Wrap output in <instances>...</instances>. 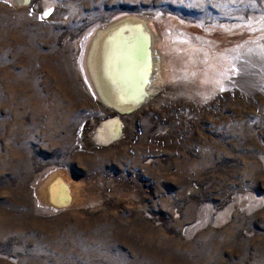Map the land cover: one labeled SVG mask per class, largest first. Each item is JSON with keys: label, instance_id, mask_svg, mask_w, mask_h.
<instances>
[{"label": "rangeland", "instance_id": "374dc122", "mask_svg": "<svg viewBox=\"0 0 264 264\" xmlns=\"http://www.w3.org/2000/svg\"><path fill=\"white\" fill-rule=\"evenodd\" d=\"M37 1L0 0V264H264V0ZM126 16L162 59L188 40L164 72L191 104L91 146L83 56Z\"/></svg>", "mask_w": 264, "mask_h": 264}, {"label": "bare ground", "instance_id": "6f19581e", "mask_svg": "<svg viewBox=\"0 0 264 264\" xmlns=\"http://www.w3.org/2000/svg\"><path fill=\"white\" fill-rule=\"evenodd\" d=\"M18 1L25 4L34 2ZM44 3L41 0L37 1L35 8ZM42 10L46 12V9ZM140 18L126 16L115 20L112 24L99 29L87 43L83 56L84 66L98 97L99 109L102 110L101 114L95 116V120L88 125L90 133L87 143L92 144L91 146H101L120 139L126 130L131 133V137L136 136L132 130L143 128L146 118L152 116L156 110H163L168 103L172 105L188 103L180 96L181 90L185 87L184 79H179L181 72L176 71L175 83L168 81L164 72V62L168 58L174 62V68L181 65L182 54L176 47L181 45L188 47V40L177 35L168 37L170 50L164 53L166 58L162 59L149 22L144 16ZM189 57L191 58V55ZM160 59L163 62H160ZM151 135L145 137L149 138ZM67 181L65 183L69 185L68 182H71L75 192H79L74 181ZM65 187L58 173H55L40 185L39 191L42 195L60 197L57 199L60 203L64 202L65 196L71 194L69 188Z\"/></svg>", "mask_w": 264, "mask_h": 264}, {"label": "snow or ice", "instance_id": "6c2138e0", "mask_svg": "<svg viewBox=\"0 0 264 264\" xmlns=\"http://www.w3.org/2000/svg\"><path fill=\"white\" fill-rule=\"evenodd\" d=\"M251 7H255L254 4H250ZM49 13L48 12H45L44 15H48ZM262 21H264V17L261 18Z\"/></svg>", "mask_w": 264, "mask_h": 264}]
</instances>
